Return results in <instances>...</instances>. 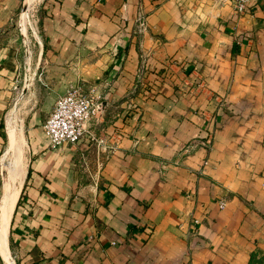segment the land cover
<instances>
[{
    "label": "crops",
    "instance_id": "obj_1",
    "mask_svg": "<svg viewBox=\"0 0 264 264\" xmlns=\"http://www.w3.org/2000/svg\"><path fill=\"white\" fill-rule=\"evenodd\" d=\"M23 3L0 0V170ZM41 21L54 98L29 125L15 264H251L264 250V0H45ZM70 84L94 90L99 114L52 147L43 118Z\"/></svg>",
    "mask_w": 264,
    "mask_h": 264
},
{
    "label": "rangeland",
    "instance_id": "obj_2",
    "mask_svg": "<svg viewBox=\"0 0 264 264\" xmlns=\"http://www.w3.org/2000/svg\"><path fill=\"white\" fill-rule=\"evenodd\" d=\"M44 1H38L30 9H27L23 3V6L18 10V14L12 21L13 24L18 26L16 36L13 35V39H15L18 45V74L13 86L8 112V139L11 142V138L16 134L18 128L22 129L26 140V163L28 157L29 125L33 122L34 116L50 107L54 98L53 85L44 76L45 65L42 63L43 58L40 45L41 5ZM44 122L45 118H43V124ZM9 147L8 145V149L2 158V170H0V176H2V181L5 183L7 179L6 165L10 156L14 154V152L9 150ZM11 257L15 262L12 253ZM253 264H264V250L255 255Z\"/></svg>",
    "mask_w": 264,
    "mask_h": 264
},
{
    "label": "built area",
    "instance_id": "obj_3",
    "mask_svg": "<svg viewBox=\"0 0 264 264\" xmlns=\"http://www.w3.org/2000/svg\"><path fill=\"white\" fill-rule=\"evenodd\" d=\"M231 2L239 12L249 6L251 0H221ZM144 23L141 22V25ZM100 98L93 89L85 90L82 86L70 84L60 95L55 106L43 124V131L52 147L79 143L87 133V124L98 117ZM98 144L107 145V137L92 135ZM189 151V150H188ZM225 206V200L220 201Z\"/></svg>",
    "mask_w": 264,
    "mask_h": 264
},
{
    "label": "bare ground",
    "instance_id": "obj_4",
    "mask_svg": "<svg viewBox=\"0 0 264 264\" xmlns=\"http://www.w3.org/2000/svg\"><path fill=\"white\" fill-rule=\"evenodd\" d=\"M40 0H25L27 9L32 8ZM12 132V131H11ZM14 132V131H13ZM10 151L14 152L6 165L7 179L3 194V211L0 225V250L6 264H15L9 247V229L13 209L23 186L27 163L25 161L26 140L21 128L11 138Z\"/></svg>",
    "mask_w": 264,
    "mask_h": 264
},
{
    "label": "trees",
    "instance_id": "obj_5",
    "mask_svg": "<svg viewBox=\"0 0 264 264\" xmlns=\"http://www.w3.org/2000/svg\"><path fill=\"white\" fill-rule=\"evenodd\" d=\"M254 257H255V255L252 256V262H251V264H253Z\"/></svg>",
    "mask_w": 264,
    "mask_h": 264
}]
</instances>
